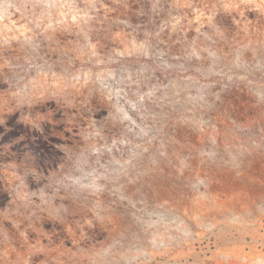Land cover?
Segmentation results:
<instances>
[{"label": "rangeland", "instance_id": "1", "mask_svg": "<svg viewBox=\"0 0 264 264\" xmlns=\"http://www.w3.org/2000/svg\"><path fill=\"white\" fill-rule=\"evenodd\" d=\"M0 264H264V0H0Z\"/></svg>", "mask_w": 264, "mask_h": 264}]
</instances>
